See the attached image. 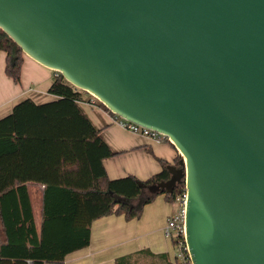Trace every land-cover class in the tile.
<instances>
[{
  "label": "water",
  "instance_id": "obj_1",
  "mask_svg": "<svg viewBox=\"0 0 264 264\" xmlns=\"http://www.w3.org/2000/svg\"><path fill=\"white\" fill-rule=\"evenodd\" d=\"M0 30L170 139L192 264H264V0H0Z\"/></svg>",
  "mask_w": 264,
  "mask_h": 264
},
{
  "label": "trees",
  "instance_id": "obj_2",
  "mask_svg": "<svg viewBox=\"0 0 264 264\" xmlns=\"http://www.w3.org/2000/svg\"><path fill=\"white\" fill-rule=\"evenodd\" d=\"M2 52L6 54V75L19 83L25 54L0 30ZM54 73L48 89L52 100L24 99L0 119V264L63 263L70 253L90 245L94 221L110 215L140 218L144 206L162 194H152L149 188L172 177L170 165H165L145 181L133 175L110 179L104 160L114 153L80 103L94 100L114 114L62 74ZM180 160L181 156L173 166L179 167ZM30 183L45 187L40 227L35 221ZM181 185L165 193L171 202ZM141 253L156 256L150 251ZM132 256L120 257L115 264H130ZM157 256L166 264H191L189 257L172 263L167 254Z\"/></svg>",
  "mask_w": 264,
  "mask_h": 264
},
{
  "label": "crops",
  "instance_id": "obj_3",
  "mask_svg": "<svg viewBox=\"0 0 264 264\" xmlns=\"http://www.w3.org/2000/svg\"><path fill=\"white\" fill-rule=\"evenodd\" d=\"M6 54L0 53V119L10 114L20 101L31 98L37 103L50 101L54 96L48 93L55 73L24 55L21 81L15 82L5 73ZM81 102L80 106L101 138L114 153L104 160V167L110 179L133 175L145 181L159 173L166 165L173 166L180 156L169 142H156L148 137L134 134L120 127L112 114L96 104ZM44 186L28 184L35 221L42 223ZM141 201V200H140ZM139 201V202H140ZM175 205L167 194L154 197L144 206L140 218L126 220L123 215H110L93 222L90 245L70 253L61 264H115L123 256L150 251L157 255L172 256V240L164 233L169 217L175 212Z\"/></svg>",
  "mask_w": 264,
  "mask_h": 264
},
{
  "label": "built area",
  "instance_id": "obj_4",
  "mask_svg": "<svg viewBox=\"0 0 264 264\" xmlns=\"http://www.w3.org/2000/svg\"><path fill=\"white\" fill-rule=\"evenodd\" d=\"M113 117L115 122L127 131L148 137L159 143L170 142V139L162 133L132 123L115 114L113 115ZM182 185V187L178 189L176 196L172 200V203L175 205L176 209L175 212L169 217L164 229V233L166 237L176 243L179 249L178 259L180 261H186L187 257H189L186 244V214L188 190L186 188L185 182H182Z\"/></svg>",
  "mask_w": 264,
  "mask_h": 264
},
{
  "label": "rangeland",
  "instance_id": "obj_5",
  "mask_svg": "<svg viewBox=\"0 0 264 264\" xmlns=\"http://www.w3.org/2000/svg\"><path fill=\"white\" fill-rule=\"evenodd\" d=\"M95 100H97V102H99L98 99L95 98ZM178 255H179V249H178L177 245H174L172 243L173 259L175 260L176 258H178ZM130 264H166V261L164 259L158 257V256H152V255H149L147 253H139V254L132 256V258L130 260Z\"/></svg>",
  "mask_w": 264,
  "mask_h": 264
}]
</instances>
